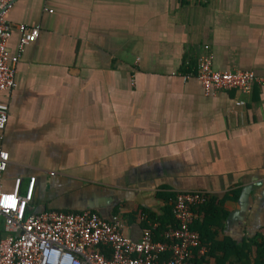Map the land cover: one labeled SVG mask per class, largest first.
<instances>
[{
	"label": "crops",
	"instance_id": "obj_1",
	"mask_svg": "<svg viewBox=\"0 0 264 264\" xmlns=\"http://www.w3.org/2000/svg\"><path fill=\"white\" fill-rule=\"evenodd\" d=\"M8 20L13 53L21 25L40 35L1 94L5 189L36 176L37 211L120 215L134 240L138 211L162 216L173 204L161 192L207 191L209 264H262L264 87L206 95L184 75L211 54L215 70L264 77V0H17ZM248 183L260 184L249 209L229 220Z\"/></svg>",
	"mask_w": 264,
	"mask_h": 264
},
{
	"label": "built area",
	"instance_id": "obj_2",
	"mask_svg": "<svg viewBox=\"0 0 264 264\" xmlns=\"http://www.w3.org/2000/svg\"><path fill=\"white\" fill-rule=\"evenodd\" d=\"M16 1L0 0V142L9 121V105L1 94H10L16 88L17 64L27 46L40 35L39 26L21 25L17 51L10 50L13 27L8 14ZM46 10L54 12L49 6ZM192 76L201 82L206 95L232 89L249 94L255 86L264 87V77L254 71L215 70L211 54L200 57L195 72L184 75L185 79ZM10 160L9 151L0 147V217L4 231L0 233V264H200L206 256L201 234L193 226L201 217L199 208L211 199L207 191H178L173 200L175 224L161 232L159 220L142 214L143 235L134 240L125 235L126 223L120 215L107 219L91 210L37 211L36 176L28 179L25 190L22 177L14 180L12 189H5L3 175Z\"/></svg>",
	"mask_w": 264,
	"mask_h": 264
},
{
	"label": "trees",
	"instance_id": "obj_3",
	"mask_svg": "<svg viewBox=\"0 0 264 264\" xmlns=\"http://www.w3.org/2000/svg\"><path fill=\"white\" fill-rule=\"evenodd\" d=\"M184 3H187L188 0H182ZM160 196L165 199L167 202L174 200L176 193L174 192H161ZM237 196H235L236 198ZM215 203L216 200L215 199H211L209 202H207L206 204L202 205L199 208V213L201 218L203 219V223L202 225H200V221H196V224L193 226V228L195 230H197L198 232H200L201 234V238H202V246H204L207 249V253L206 256H204L199 263L200 264H209V256L211 255V253L213 252L214 249H216V246L214 245V241H213V235H214V231H211V224L210 222L207 221V209L213 205L212 203ZM215 206V205H214ZM148 214L150 219L152 220H159L160 221V228L159 231L161 232L163 229L167 228L169 225H174L175 224V218H174V214H173V204L170 205L169 207L166 208V211L164 213V215L162 216H157L155 213L148 211L147 209H141L140 211L137 212L139 219H141L142 214ZM219 213V208L217 207V205L214 208V212L212 216H217V214ZM206 220V223H205ZM207 228L202 227L203 225H207ZM157 232L156 235L159 237V233ZM1 233V230H0ZM263 236V235H262ZM264 239V238H263ZM214 242V243H213ZM218 247L221 250H226V246H222L220 247L218 245ZM259 248H260V252H259V260L262 262V264H264V240L262 241V243L259 244ZM233 249V252L237 255H240V258H242V254L241 251L237 248H231ZM227 260V259H226ZM223 264H226L223 262ZM229 264H236L235 262L229 263Z\"/></svg>",
	"mask_w": 264,
	"mask_h": 264
},
{
	"label": "water",
	"instance_id": "obj_4",
	"mask_svg": "<svg viewBox=\"0 0 264 264\" xmlns=\"http://www.w3.org/2000/svg\"><path fill=\"white\" fill-rule=\"evenodd\" d=\"M258 185H260V184L248 183V184L244 185V187L241 191L239 200H238V204L240 206V209L232 212L229 220H231L234 216H236L238 214H243L244 212H246L249 209L252 194L256 191V187ZM112 218H109V219H112Z\"/></svg>",
	"mask_w": 264,
	"mask_h": 264
},
{
	"label": "rangeland",
	"instance_id": "obj_5",
	"mask_svg": "<svg viewBox=\"0 0 264 264\" xmlns=\"http://www.w3.org/2000/svg\"><path fill=\"white\" fill-rule=\"evenodd\" d=\"M3 223V219L0 217V226L2 225Z\"/></svg>",
	"mask_w": 264,
	"mask_h": 264
},
{
	"label": "flooded vegetation",
	"instance_id": "obj_6",
	"mask_svg": "<svg viewBox=\"0 0 264 264\" xmlns=\"http://www.w3.org/2000/svg\"><path fill=\"white\" fill-rule=\"evenodd\" d=\"M1 146H2V144H1ZM1 146H0V147H1Z\"/></svg>",
	"mask_w": 264,
	"mask_h": 264
}]
</instances>
